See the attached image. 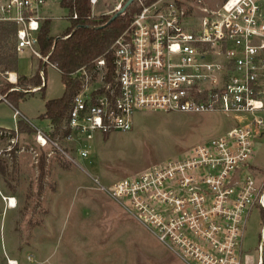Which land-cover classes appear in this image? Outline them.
Here are the masks:
<instances>
[{"label":"built area","instance_id":"1","mask_svg":"<svg viewBox=\"0 0 264 264\" xmlns=\"http://www.w3.org/2000/svg\"><path fill=\"white\" fill-rule=\"evenodd\" d=\"M50 1L0 0V21L16 26L18 52L56 67L39 40ZM193 8L191 0L142 3L110 46L112 80L103 56L78 70L63 138L86 158L97 135L132 129L139 111L237 115L192 153L103 188L189 264H263L262 244L255 260L243 241L253 209L264 211V178L258 182L248 163L264 138V0H224L201 6L199 16ZM36 129L42 146L59 147L53 127Z\"/></svg>","mask_w":264,"mask_h":264},{"label":"rangeland","instance_id":"2","mask_svg":"<svg viewBox=\"0 0 264 264\" xmlns=\"http://www.w3.org/2000/svg\"><path fill=\"white\" fill-rule=\"evenodd\" d=\"M119 1L98 0L92 14L113 15ZM191 1L199 16L201 6L217 8L224 0ZM60 2L51 0L43 8V14L49 15V36L51 32L55 40L69 26L68 11ZM38 58L28 50L20 51L18 71L32 74ZM46 80L44 94L35 91L18 103L33 126L43 130H47L48 121L39 116L45 111L46 101L64 93L60 71L49 64ZM10 82L7 71L0 74V90ZM1 95L5 96L0 91ZM12 111L0 106V119L12 125ZM236 119L237 115L227 116L221 111H139L132 129L97 135L86 158L79 156L76 144L63 138V129L54 137L59 147L42 146L37 129L32 134L0 130V160L6 168V174L0 171V189L17 199V205L9 207L8 197H1L0 264H10L11 260L16 264H189L103 187L192 153L197 145L235 125ZM248 163L256 180L261 181L264 138L254 144ZM262 227L263 213L254 208L243 247L257 260L261 243L264 264Z\"/></svg>","mask_w":264,"mask_h":264},{"label":"trees","instance_id":"3","mask_svg":"<svg viewBox=\"0 0 264 264\" xmlns=\"http://www.w3.org/2000/svg\"><path fill=\"white\" fill-rule=\"evenodd\" d=\"M155 0H134L124 11L113 18L111 14H92V0H61L60 5L67 9L66 15L70 25L62 37L55 40L49 36V22L45 20L40 34V46L43 55L61 73L64 93L61 97L49 99L45 104V111L39 116L51 121L52 137L58 135L63 128L74 95L80 89L82 80L78 70L85 67L89 71L95 67V60L105 57L109 66L107 80H112L113 55L110 46L114 40L128 27L134 15L142 8V3L149 4ZM124 4V3H123ZM16 26L11 22L0 21V72L18 70V51L16 49ZM46 69V67H45ZM43 78L38 71L32 77L19 75L16 83H6L1 92L16 108L20 100L33 92L26 91L29 86H40L38 91L44 94L46 85H42ZM19 87V89H17ZM12 131L36 133V128L23 116L17 117V129ZM68 132L65 131V134ZM0 171L6 174V168L0 160ZM263 225H264V211Z\"/></svg>","mask_w":264,"mask_h":264},{"label":"crops","instance_id":"4","mask_svg":"<svg viewBox=\"0 0 264 264\" xmlns=\"http://www.w3.org/2000/svg\"><path fill=\"white\" fill-rule=\"evenodd\" d=\"M42 13H43V11H42ZM44 15V18H45V20H47V18L46 17H49V15H47V13H46V15L45 14H43ZM44 20V21H45ZM44 23V22H43ZM69 25H70V23H69ZM67 29V28H66ZM65 29V30H66ZM51 30V29H50ZM50 35L51 36H54L51 32H50ZM19 53V52H18ZM30 54H31V52H30ZM31 55H33V54H31ZM33 56H35V55H33ZM36 57V56H35ZM18 58H19V55H18ZM38 58V57H37ZM37 67H36V70H35V72H33L32 74H30V75H26V76H28V77H32L33 75H35L38 71L40 72V74H41V76H42V78H43V82H42V85H47V80H46V69H45V67L48 65V63H46L45 61H43V60H40L39 58L37 59ZM50 65V64H49ZM52 66V65H51ZM52 67H54V66H52ZM54 68H56V67H54ZM57 69V68H56ZM7 73H8V75H9V80L10 81H12V83H14L15 81H17V78H18V76L19 75H25V74H21L18 70L17 71H7ZM15 74V79L13 80V78H12V74ZM0 74H2L1 72H0ZM30 87H33V86H30ZM35 88V90H33V91H31L30 89H28V90H26V91H31V92H35V91H38V89L40 88V86H36V87H34ZM17 89H19V87H17ZM0 106H6V107H10V108H12V116H13V118H15V123H13L12 125H10V124H8L7 123V119H0V130H2V129H5V130H7V129H9V130H16L17 129V121H16V119H17V117H18V115H21V116H23L25 119H27L30 123H31V121H30V119L25 115V114H23L22 113V111L19 109V108H16L15 106H13L6 98H5V96H0ZM44 120H47L48 121V124H47V130H50V129H52V124H51V121L49 120V119H47V118H44ZM32 124V123H31ZM33 125V124H32ZM14 197L15 199H16V197L15 196H11V195H7V194H5L1 189H0V202H1V205H4V201L2 200V198L3 197ZM2 197V198H1ZM16 202H17V199H16ZM9 205V204H8ZM8 205H7V207H8ZM9 207H11L10 205H9Z\"/></svg>","mask_w":264,"mask_h":264},{"label":"water","instance_id":"5","mask_svg":"<svg viewBox=\"0 0 264 264\" xmlns=\"http://www.w3.org/2000/svg\"><path fill=\"white\" fill-rule=\"evenodd\" d=\"M134 0H126L124 4L121 5V7L114 13L113 18H115L117 15L124 13L126 8L133 2ZM62 36L56 37V40Z\"/></svg>","mask_w":264,"mask_h":264},{"label":"bare ground","instance_id":"6","mask_svg":"<svg viewBox=\"0 0 264 264\" xmlns=\"http://www.w3.org/2000/svg\"><path fill=\"white\" fill-rule=\"evenodd\" d=\"M12 78H13V80L15 79V74L13 73L12 74ZM16 202V199L14 198V197H11V207H15L17 204L15 203ZM10 264H16V261L15 260H11L10 261Z\"/></svg>","mask_w":264,"mask_h":264}]
</instances>
